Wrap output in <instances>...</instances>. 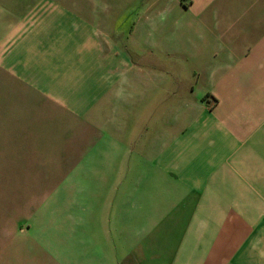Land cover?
I'll return each instance as SVG.
<instances>
[{"label": "crops", "instance_id": "0c3cea01", "mask_svg": "<svg viewBox=\"0 0 264 264\" xmlns=\"http://www.w3.org/2000/svg\"><path fill=\"white\" fill-rule=\"evenodd\" d=\"M0 159V264H264V0H0Z\"/></svg>", "mask_w": 264, "mask_h": 264}, {"label": "rangeland", "instance_id": "374dc122", "mask_svg": "<svg viewBox=\"0 0 264 264\" xmlns=\"http://www.w3.org/2000/svg\"><path fill=\"white\" fill-rule=\"evenodd\" d=\"M1 160V159H0ZM4 161L7 158L4 157ZM1 172V171H0ZM8 173L9 171H2ZM14 173V171H13ZM23 191V187L1 184L0 183V261H17L15 239L11 241L9 248H1L3 246L2 240L9 238L18 228L20 223L25 219L37 202L23 201L21 195H17Z\"/></svg>", "mask_w": 264, "mask_h": 264}]
</instances>
